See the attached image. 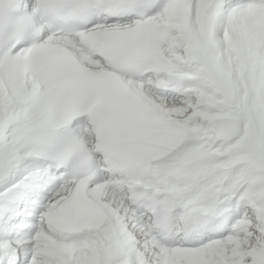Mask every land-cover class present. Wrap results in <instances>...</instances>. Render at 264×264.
I'll return each instance as SVG.
<instances>
[{"label":"snow or ice","instance_id":"obj_1","mask_svg":"<svg viewBox=\"0 0 264 264\" xmlns=\"http://www.w3.org/2000/svg\"><path fill=\"white\" fill-rule=\"evenodd\" d=\"M0 264H264V0H0Z\"/></svg>","mask_w":264,"mask_h":264}]
</instances>
